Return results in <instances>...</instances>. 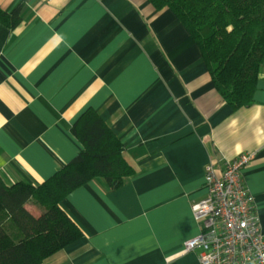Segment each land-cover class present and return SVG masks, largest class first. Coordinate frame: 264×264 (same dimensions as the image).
Returning a JSON list of instances; mask_svg holds the SVG:
<instances>
[{"label": "crops", "instance_id": "1", "mask_svg": "<svg viewBox=\"0 0 264 264\" xmlns=\"http://www.w3.org/2000/svg\"><path fill=\"white\" fill-rule=\"evenodd\" d=\"M0 175L40 185L84 148L72 127L94 108L135 168L111 189L96 177L62 208L83 236L43 264H202L192 204L205 170L253 152L244 169L264 231V62L255 102L233 109L170 7L149 0H0Z\"/></svg>", "mask_w": 264, "mask_h": 264}, {"label": "trees", "instance_id": "2", "mask_svg": "<svg viewBox=\"0 0 264 264\" xmlns=\"http://www.w3.org/2000/svg\"><path fill=\"white\" fill-rule=\"evenodd\" d=\"M170 7L199 45L213 82L233 108L255 102L264 62V0H149ZM22 3L0 7V22L10 28L22 21ZM83 150L40 185L25 180L8 184L0 175V264H43L48 256L83 236L62 208L73 190L96 178L121 187L135 168L124 145L94 108L72 127ZM40 209L38 220L26 211Z\"/></svg>", "mask_w": 264, "mask_h": 264}, {"label": "built area", "instance_id": "3", "mask_svg": "<svg viewBox=\"0 0 264 264\" xmlns=\"http://www.w3.org/2000/svg\"><path fill=\"white\" fill-rule=\"evenodd\" d=\"M253 152L240 153L205 170V195L192 204L199 233L185 242L183 252L197 251L202 264H264V231L244 169Z\"/></svg>", "mask_w": 264, "mask_h": 264}, {"label": "rangeland", "instance_id": "4", "mask_svg": "<svg viewBox=\"0 0 264 264\" xmlns=\"http://www.w3.org/2000/svg\"><path fill=\"white\" fill-rule=\"evenodd\" d=\"M26 211L34 220H38L41 213L40 209H36L34 206L31 205L27 206Z\"/></svg>", "mask_w": 264, "mask_h": 264}]
</instances>
